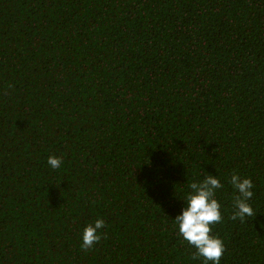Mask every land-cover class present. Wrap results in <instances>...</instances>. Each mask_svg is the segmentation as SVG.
Here are the masks:
<instances>
[{
	"label": "trees",
	"instance_id": "obj_1",
	"mask_svg": "<svg viewBox=\"0 0 264 264\" xmlns=\"http://www.w3.org/2000/svg\"><path fill=\"white\" fill-rule=\"evenodd\" d=\"M206 174L220 264H264V0H0V264H204L173 219Z\"/></svg>",
	"mask_w": 264,
	"mask_h": 264
},
{
	"label": "clouds",
	"instance_id": "obj_2",
	"mask_svg": "<svg viewBox=\"0 0 264 264\" xmlns=\"http://www.w3.org/2000/svg\"><path fill=\"white\" fill-rule=\"evenodd\" d=\"M64 161L59 156H49L47 164L52 170L62 167ZM229 183L234 192L233 220L244 221L254 215L253 207L248 203L254 195V185L250 178L233 173ZM185 195V206L173 219L178 235L195 248L193 259L203 258L204 264H220L224 252V242L218 235L212 234V226L222 221V205L216 198L218 190L224 188L218 175L206 174L202 180L189 185ZM105 220L97 218L84 226L81 234V248L91 249L101 239V230Z\"/></svg>",
	"mask_w": 264,
	"mask_h": 264
}]
</instances>
